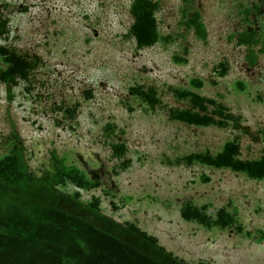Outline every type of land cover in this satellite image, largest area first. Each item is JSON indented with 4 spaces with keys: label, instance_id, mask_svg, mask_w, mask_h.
Segmentation results:
<instances>
[{
    "label": "rangeland",
    "instance_id": "rangeland-1",
    "mask_svg": "<svg viewBox=\"0 0 264 264\" xmlns=\"http://www.w3.org/2000/svg\"><path fill=\"white\" fill-rule=\"evenodd\" d=\"M133 1L0 0V17L8 19L0 45L36 63L12 99L0 80V157L15 131L33 174L53 169L55 151L96 183L66 182L60 190H78L86 202L100 197L103 213L135 223L173 255L189 263L264 264V179L188 160L231 140L242 159L264 157V0H157L161 39L143 48L128 33ZM195 11L205 39L186 23ZM247 29L260 40L255 63L237 41ZM135 88H152L155 100ZM175 89L222 103L234 119L200 126L174 118V109L191 105ZM115 144L125 150L115 152ZM188 203L213 219L224 209L235 222L206 227L185 219Z\"/></svg>",
    "mask_w": 264,
    "mask_h": 264
},
{
    "label": "trees",
    "instance_id": "trees-1",
    "mask_svg": "<svg viewBox=\"0 0 264 264\" xmlns=\"http://www.w3.org/2000/svg\"><path fill=\"white\" fill-rule=\"evenodd\" d=\"M157 0H134L131 14L134 22L129 35L139 48L152 46L161 39L156 12ZM186 23L194 27L200 38L207 37V28L199 11L193 12ZM8 19L0 17V35L7 30ZM240 44H247L251 63L257 60L253 45L258 43L256 29L237 34ZM0 56L6 67H0V80L8 85L10 99L18 79H28L36 63L16 49L0 45ZM225 73V67L220 74ZM192 83L201 86L202 81ZM146 99L155 100L152 88L141 91ZM179 97L188 98L190 107L174 109L178 120L200 125L226 126L234 116L222 103L189 89H175ZM216 105L209 111V105ZM9 151L0 157V264H210L189 263L173 255L157 237L133 222L120 223L103 213L101 199L94 196L86 202L80 191L65 193L60 186L72 182L80 188L96 186L85 172L68 165L65 158L52 152L53 169L42 175L33 174L25 159L26 147L20 135L13 131ZM115 152H123L124 144H115ZM188 160L217 168H230L255 179H264V157L242 159L238 141L226 142L223 149L190 155ZM185 219L195 220L206 227L233 225V214L221 209L213 219L204 208L188 203L182 209Z\"/></svg>",
    "mask_w": 264,
    "mask_h": 264
}]
</instances>
